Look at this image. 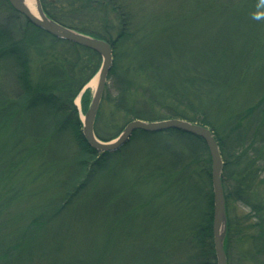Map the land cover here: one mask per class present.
<instances>
[{"label": "trees", "instance_id": "1", "mask_svg": "<svg viewBox=\"0 0 264 264\" xmlns=\"http://www.w3.org/2000/svg\"><path fill=\"white\" fill-rule=\"evenodd\" d=\"M244 1L245 9L242 0L232 9H216L200 0L186 17L191 27L174 17L166 26L154 20L134 28L125 4L105 0L119 16L114 36L112 25H75L70 13L41 0L49 17L113 48L112 82L95 123L100 140L115 139L134 120L182 119L213 131L224 161L227 252L236 231L230 207L237 203L254 219L246 244L249 258L260 264L264 0ZM0 3L15 16L8 14L4 25L0 21V264H217L205 140L173 129L137 130L116 153L93 149L83 136L75 101L100 70L101 56L36 27L7 0ZM32 56L43 59L37 74ZM132 69L146 75L145 88L134 82ZM81 99L85 114L89 91ZM129 166L133 177L126 174ZM150 167L162 178L154 189H149ZM175 215L182 218L178 223ZM158 218L164 234L157 232L158 224L146 228ZM58 222L64 236L55 234ZM126 237L134 242L133 254L129 261L115 260L112 251L122 252ZM174 243L184 245L179 257Z\"/></svg>", "mask_w": 264, "mask_h": 264}, {"label": "rangeland", "instance_id": "2", "mask_svg": "<svg viewBox=\"0 0 264 264\" xmlns=\"http://www.w3.org/2000/svg\"><path fill=\"white\" fill-rule=\"evenodd\" d=\"M47 1L49 3H52L53 4L52 6L59 7L63 9L65 12L70 13L71 22L75 25H78L81 27H96V26L102 27L103 25H107V24L112 25L110 30H112L113 33L115 32L114 36H116L118 32V27H120L119 20H118L119 16H117L116 12L112 9L111 6H109L107 3L104 2L105 0H47ZM199 1L200 0H119L121 4H125L132 11L131 14L133 18L130 19V21H131L132 27L134 28L137 27L138 25H141L140 23L150 25V23H152V21L154 20H157L156 22H158L159 25H161L160 27L166 26L170 23V20L173 19L174 17L176 18L179 17L180 21H182L181 24H186V26H190V25L193 26L194 23L188 22L186 17H188L191 14V12L195 10V7L196 5H198ZM201 1H205V0H201ZM206 1H208V3L206 4L207 8L213 7L216 9H220L225 6V7H229L232 9V7L234 6L233 4L241 0H206ZM1 4L2 3H0V21H1V25H4L5 22H7L6 17L8 14H10L12 17H15V16L13 15V12L11 10L5 9L4 4L2 5ZM245 6H246L245 1L242 0V9H245ZM80 7L81 8L85 7V9L83 12L77 14L76 10L77 9L79 10ZM4 10H6L7 12ZM76 14L77 16H72ZM191 18L192 16L190 17V19ZM132 27L130 28V32L131 31L135 32V29ZM31 52L32 51L30 50L29 53ZM32 57H33L32 71L34 74H37L40 71V67H41L43 59L40 56H37V58H35L34 56ZM126 69H127L126 63L123 62L121 64L120 70L125 71ZM132 71L133 72H131V77L134 78L133 79L134 82L141 83L142 87L145 88L146 87L145 85L146 75L141 74L137 71H134L133 69ZM111 82L112 81L108 78L106 86L111 85ZM95 87L91 88L90 86H86L84 90V93L89 91L91 100L93 98ZM131 100H133L135 103L139 101L138 98L135 96ZM75 104L77 105L78 109L81 111L80 117L81 119H83L85 114L83 110L81 96L76 99ZM154 151L160 152L159 149L157 148L154 149ZM163 155H166V154L163 153ZM161 160H162V157H159V159H156L155 162H151V163L153 165L158 166V163H160ZM128 168L129 170L126 171L127 176L133 177V175H135L132 172L134 167L129 166ZM147 170L149 171L148 172V181L150 183L149 189H154L155 186H158L160 184L162 178L156 172L151 171L152 170L151 167L148 168ZM152 174L155 175L154 177L155 184L154 182L153 184L151 182L153 179ZM230 209H231L230 210L231 218L233 219L232 221L233 229H235L236 231L234 232V238L230 243L231 247L229 248V253L227 252L228 263L229 264H258L254 260L249 258L248 249L250 247H248V245L246 244L247 239L250 238V235L254 234L253 232L254 230L252 228L254 219H252L251 217L250 219H248L249 210L243 207L241 204L234 203L233 205H231ZM22 211H24L23 207H20V212ZM174 217H176L175 218L177 220L176 223H178L182 219L181 217L178 218V216L176 215ZM162 223L163 222L161 221V218L160 219L158 218L154 222L153 221L152 222L150 221V223L147 222L146 228L152 230L150 226L153 227L154 225L158 224L157 232L164 234V228H160V224L163 225ZM127 224H128V221H124V220L122 221L121 228L123 229L124 227L123 229L124 231H127L128 229ZM55 226H56L55 229L57 230L55 234L64 236L63 234L67 232L66 229L64 228V225L58 222V223H55ZM228 231H229V223H228ZM131 243L127 237L124 238V240L121 243L122 245L121 249H123L121 250L122 252H119L118 254L112 251L114 253L112 257L115 260H119L118 258L119 256V257L125 258L126 261H129L131 258V254H133L132 248H134L132 247ZM175 244L176 243H174L173 245V254L179 257L185 251L184 245L182 244L175 245ZM147 254L148 253H146V255ZM131 262L132 261H130L129 264H131ZM258 262L260 264L263 263L264 257L261 255L258 256Z\"/></svg>", "mask_w": 264, "mask_h": 264}, {"label": "water", "instance_id": "3", "mask_svg": "<svg viewBox=\"0 0 264 264\" xmlns=\"http://www.w3.org/2000/svg\"><path fill=\"white\" fill-rule=\"evenodd\" d=\"M7 1L15 11L25 16L36 27L46 31L58 39L66 40L82 47L89 48L101 56L102 64L100 70L92 79L96 80L93 98L82 121L83 136L93 149L99 153H116L130 141L133 133L137 130L148 133H158L173 129L200 137L205 140L211 157V176L214 204L213 239L215 255L217 264H229L226 251V240L228 236V214L222 180L224 161L213 131L204 125L192 123L182 119H167L153 122L134 120L129 122L121 134L115 139L110 141L100 140L95 133V123L106 83L108 81V76L113 67L114 56L111 44L104 39L79 32L51 19L45 13L41 0H33L35 5L34 11L28 7V0Z\"/></svg>", "mask_w": 264, "mask_h": 264}, {"label": "bare ground", "instance_id": "4", "mask_svg": "<svg viewBox=\"0 0 264 264\" xmlns=\"http://www.w3.org/2000/svg\"><path fill=\"white\" fill-rule=\"evenodd\" d=\"M27 5H28V7L32 10V11H34V1L33 0H28L27 1ZM51 18V17H50ZM51 19H53V18H51ZM54 20V19H53ZM56 21V20H55ZM56 22H58V23H60L59 21H56ZM61 24V23H60ZM63 25V24H62ZM65 26V25H64ZM95 85H96V80L94 79V80H92L90 83H89V85L88 86H90L91 88H94L95 87Z\"/></svg>", "mask_w": 264, "mask_h": 264}]
</instances>
